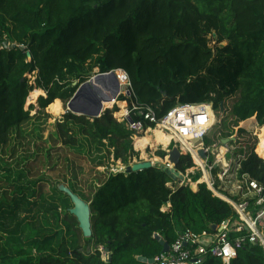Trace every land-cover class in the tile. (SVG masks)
<instances>
[{
    "label": "trees",
    "instance_id": "1",
    "mask_svg": "<svg viewBox=\"0 0 264 264\" xmlns=\"http://www.w3.org/2000/svg\"><path fill=\"white\" fill-rule=\"evenodd\" d=\"M13 44L26 50L13 49ZM96 68L101 74L126 72L135 101L152 106L158 117L180 104L212 103L221 124L213 126L206 145L235 136V128L254 117L264 126V0H0V150L14 137L29 136L25 127L44 130L45 110L51 106L60 114L62 103H69ZM32 74L34 84L27 77ZM34 90L46 96H40V109L31 116L25 105ZM119 104L121 118L126 104ZM118 111L107 109L100 118L67 112L54 134L66 149L60 170L61 155L51 157L52 150H59L47 151V173L58 171L59 183L90 205L92 237L83 236L68 209L63 214L67 238L63 230L50 237L54 233L25 218L17 225L28 226L31 235L24 239L29 242L11 239L18 245L13 251L1 248L0 264H143L141 257L154 259L163 251L157 234L171 245L178 231L214 232L213 226L237 222L233 209L205 184L196 191L176 186L164 168L108 176L98 172L104 162H91L90 155L106 151L114 164L126 167L138 156L134 134L116 119ZM154 126L145 123V128ZM247 136L239 128L232 143L245 155L240 174L264 184V156L257 139ZM158 156L165 158L167 152ZM72 162L74 174L68 180ZM77 164L91 166L82 185ZM192 167L187 155L177 169L185 173ZM100 248L109 250V263ZM203 264L224 263L208 258ZM230 264H264V249L249 244Z\"/></svg>",
    "mask_w": 264,
    "mask_h": 264
},
{
    "label": "built area",
    "instance_id": "2",
    "mask_svg": "<svg viewBox=\"0 0 264 264\" xmlns=\"http://www.w3.org/2000/svg\"><path fill=\"white\" fill-rule=\"evenodd\" d=\"M117 81L119 85L115 104L119 101L126 104V112L119 121L136 137L156 128L168 135L170 142L167 151L173 145L184 156L189 155L194 163L191 169L201 175L197 181L199 185L205 184L237 216L236 223L225 221L215 232L196 233L190 229L178 231L176 239L169 244V251L157 255L153 259L154 264H203L208 258L230 264L249 244L264 249V184L248 174H240L245 155L238 153L232 143L223 145L221 140L213 145L205 144L215 124L213 104H180L158 117L152 106H141L135 101L126 72L122 71V78H117ZM121 97H124L123 100ZM133 115L141 120H133ZM145 123L155 126L145 128ZM200 150H205L206 158L200 156ZM168 152L166 167L172 168ZM169 186L172 187V184ZM157 236L164 240L159 234ZM206 238L211 239L207 245L203 244Z\"/></svg>",
    "mask_w": 264,
    "mask_h": 264
},
{
    "label": "rangeland",
    "instance_id": "3",
    "mask_svg": "<svg viewBox=\"0 0 264 264\" xmlns=\"http://www.w3.org/2000/svg\"><path fill=\"white\" fill-rule=\"evenodd\" d=\"M209 38L211 39L210 46H215L216 41H214L211 37ZM226 44L227 42H223L221 45ZM92 73L96 75L101 74L98 68L94 69ZM35 76L36 75L34 74L27 75L32 84H34L36 79ZM87 79L89 80L90 78ZM111 84L108 81L107 86L103 84L100 87L110 92V90H113V84ZM117 90L118 89L116 88V90L112 92H116ZM39 98L40 96L35 100H30L29 96L27 99L25 110H30L31 116H34L40 109L38 103ZM120 102L121 101H119L117 105L114 102V104L109 108L111 110L115 107L119 108V111L115 113V117L118 121L120 120V116H117L120 112ZM109 104L110 102H106L104 108H107ZM62 106L63 110L60 114H56L50 108L51 106L45 110V112L48 114V119L46 126H43L45 128L44 130L32 131L33 126L31 125L25 127L28 128L29 136L26 134L23 136L19 135L14 137L12 143L8 147L0 150V227L2 228L0 230V251H2L4 247L7 248L8 251H13L12 246L18 245V243L15 241L11 242L10 240L16 237H21L25 243L29 242L24 239L26 235H31L28 226H26L24 222L22 225H17L18 222H21L25 218H27V222L35 221L38 223L39 228L45 229L47 232L54 233L50 234V237L55 238L57 234L56 232L61 230H63L61 236L64 235L66 238L68 236V229L63 220V214L64 209H68L70 211L74 206L71 201L65 199V196L63 195L65 193L61 189L64 186L68 187V185L64 184L63 182L59 183L60 179L57 175H60V173L58 171L52 175L47 173V164L49 161L47 157L48 150L51 148H57L59 150V152H55L51 149V157L56 158L57 154L61 155L62 160L60 159L58 165L59 167H57L59 170L63 166L61 161H63L65 158L63 157L64 151L66 150L65 146H63V144L54 136L55 132L57 131V124L63 120L64 115L68 112L67 105L62 103ZM31 107H33V109ZM220 122V118L218 119V117L215 115L214 125H220ZM261 127L264 126H260L257 122V119L254 117L241 123L238 128H235V136L233 137H237V131L239 128H241L248 133V136L246 137L247 139L250 137L256 138L259 144L260 140L258 132L260 131ZM153 131L154 130H146L137 137L133 135V147L134 151L138 153V156H135L131 163L152 161L156 167L165 168L167 159L166 157L160 158L158 153L160 151H167L168 146H154L153 144L146 145L145 147L142 146L140 148L136 146L138 139L147 136L153 137ZM62 147L64 150H62ZM107 155L108 153L103 151V153L99 152V154L90 155L89 159L91 162H97L98 160L102 159L104 166L99 167L97 171L104 175L108 176V174H118L120 172L125 173L126 166H124L120 161L114 164L112 156L109 158ZM74 165L75 163L72 162L70 168L67 170L69 173L67 175L68 180L71 179L74 174ZM90 168V165H84L82 167L78 166V183L80 185L84 184V181H86V178L89 174H92L90 172ZM46 174H48L47 178L50 180L46 181ZM182 174L184 176V181H175L176 186H189L193 191L198 190L200 183L195 181L193 178L197 176L199 172L194 169H188ZM53 182L55 185L52 184ZM19 190L23 193L20 194ZM7 195H10V197H7ZM13 198L19 199V202H14ZM55 206L57 207L59 218H57L56 214L54 213ZM167 209L168 207L166 206L163 208V211H167ZM32 230L37 232L39 231V229L34 228H32ZM33 239L34 238L31 240ZM52 244L56 246V240H53ZM100 250L103 253L102 260L105 263H109L108 259L110 254L107 253L104 248H100Z\"/></svg>",
    "mask_w": 264,
    "mask_h": 264
},
{
    "label": "water",
    "instance_id": "4",
    "mask_svg": "<svg viewBox=\"0 0 264 264\" xmlns=\"http://www.w3.org/2000/svg\"><path fill=\"white\" fill-rule=\"evenodd\" d=\"M5 48H9L8 42L4 43ZM18 47L21 51H25L26 47L24 46H18L17 44L11 45V48ZM27 57L31 59V53L27 52ZM117 71H112L110 73L106 74H90V79L86 81L85 83L81 84L76 93L74 94L73 98L69 101L67 104L68 112L87 116L89 118H100L103 113L109 109L104 108V103H108L111 101H116V92H109L100 87L98 85V81L104 78H111L112 80H117L116 76ZM102 80V81H103ZM101 81V82H102ZM116 82V87L118 88V83ZM77 82L74 84V86H77ZM236 141V137H231L228 139H223L222 144L228 145ZM199 154L202 158H206V152L205 150H200ZM184 156L183 152H181L178 147H173L168 152V160L172 164V168L165 167L164 170L167 171L168 175L171 176L174 181L180 180V182L184 181L183 174L178 171V165L180 163L181 158ZM153 167H156V165L152 161H140L135 163H130L129 166L126 167L125 173L131 174V173H139L144 170L151 169ZM183 186V185H182ZM62 191L70 198L73 208L70 210V213L77 218V221L79 223V227L83 233V236L85 238H91L92 237V224H91V210L90 205L86 203L84 200H82L78 195L74 194L68 187L61 188ZM214 232L217 230V226H213ZM157 240L160 242L163 252L169 251V244L160 239L159 236H157ZM211 241L210 238H206L203 241V244L207 245ZM106 252L110 254L109 250L106 249ZM111 254L109 256V262L111 261ZM140 261L143 262V264H154L153 259H146V258H140Z\"/></svg>",
    "mask_w": 264,
    "mask_h": 264
},
{
    "label": "bare ground",
    "instance_id": "5",
    "mask_svg": "<svg viewBox=\"0 0 264 264\" xmlns=\"http://www.w3.org/2000/svg\"><path fill=\"white\" fill-rule=\"evenodd\" d=\"M119 72V73H118ZM118 72H116V73H118V74H116V76H117V78H118V80H121V78H122V73H120V72H122V71H118ZM111 78H104V80L103 79H101V80H99L98 81V85H100L101 83V85H103V84H105L106 86H107V82L109 81V83L111 84H113L112 86H113V91L114 90H116V80L115 81H111L110 80ZM103 80V81H102ZM102 81V82H101ZM104 82V83H103ZM119 83V82H118ZM100 85V86H101ZM39 96H45V93L44 92H42V91H39V90H34L31 94H30V100H35L37 97H39ZM114 103V101H111V103ZM104 105H105V103H104ZM126 112V111H125ZM125 113H122V116L124 115ZM249 126V125H248ZM153 137H151V136H147V137H144V138H141V139H138V141H137V143H136V146L137 147H142V146H146V145H149V144H153L154 146L155 145H164V146H168V144H169V142H170V137L168 136V135H166V134H164L161 130H159V129H156V130H154L153 132ZM258 136H259V144H258V149H259V151H260V153H262L263 155H264V127H261V129H260V131L258 132ZM157 162V161H156Z\"/></svg>",
    "mask_w": 264,
    "mask_h": 264
}]
</instances>
